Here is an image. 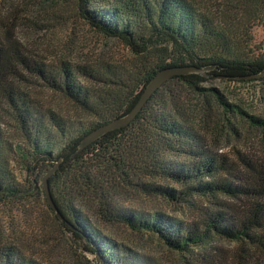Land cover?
I'll return each mask as SVG.
<instances>
[{
    "label": "trees",
    "instance_id": "1",
    "mask_svg": "<svg viewBox=\"0 0 264 264\" xmlns=\"http://www.w3.org/2000/svg\"><path fill=\"white\" fill-rule=\"evenodd\" d=\"M63 1H75L79 15L108 37L120 39L135 55L136 62L131 70L122 73L84 65L51 67L29 58L17 35L19 20L28 9L0 0V203L24 197L26 192L12 172L14 157L20 158L30 174L61 160L49 178L50 190L64 220L56 217L84 252L96 257L98 253L104 264L155 263L129 245L104 238L70 204L71 194L91 191L100 199L104 220L136 232H150L170 249L190 254L195 248H202L208 254L214 240H225L236 246V255L226 264H264V158L241 156L236 160L205 154L192 127L183 122L184 117L166 110L170 99L160 96V91L169 80L154 92L131 124L80 148L82 139L95 128L128 113L153 76L172 65L202 68L200 72L171 79L189 85L198 95L212 96L225 112L239 114L264 138L263 117L229 102L217 87L201 86L209 79L206 73L230 80H264V75L260 76L264 56L235 54L230 33L191 0ZM245 1L255 15L264 17V0ZM21 67L65 93L99 120L73 135L69 121L44 109L22 91L16 82L23 76ZM82 78L88 84L82 83ZM7 117L21 131L22 141L17 144L8 141L2 130ZM185 152L189 158L183 159L179 155ZM96 167L104 171L107 180L93 174ZM110 172L113 175L107 174ZM133 173L168 180L174 187L153 183H143L142 187L171 202L191 204L193 219L186 221L161 211L145 214L114 209L109 199L114 177L132 183ZM86 260L94 264L91 259ZM0 264L38 263L12 246L0 247Z\"/></svg>",
    "mask_w": 264,
    "mask_h": 264
},
{
    "label": "rangeland",
    "instance_id": "2",
    "mask_svg": "<svg viewBox=\"0 0 264 264\" xmlns=\"http://www.w3.org/2000/svg\"><path fill=\"white\" fill-rule=\"evenodd\" d=\"M9 1L28 9L26 15H21L17 35L24 46L22 51L29 58L51 67L84 65L93 70L110 68L122 73L134 67L136 58L132 51L120 39L108 37L81 17L75 1ZM191 1L214 19L219 27L230 33L235 54L264 56V17L255 15L253 8L244 4L245 0ZM20 69L23 76L16 75V82L22 91L30 94L44 109H51L61 119L69 121L74 128L71 131L73 135L79 133L83 126H90L99 120L85 112L62 91L51 87L23 67ZM204 75L209 79L202 82L201 86L207 89L217 87L229 102L264 118V80L240 81L207 73ZM82 79V83L88 84ZM196 92L187 84L169 79L160 91V96L170 99V103L166 104L167 111L183 116V122L192 127L205 154L224 155L236 160H240L241 156L264 158V138L254 126L239 114L225 112L212 96L206 97ZM1 127L8 141L13 144L22 141L21 131L12 118L3 120ZM57 150L58 147L54 154ZM179 156L189 158L187 152ZM11 167L26 192L22 195L24 197L0 203V247L13 246L38 264H89L86 259H91L94 264L99 263L95 260V254L80 248L74 235L59 224L56 213L50 207L42 178L51 166L43 165L30 174L16 156L11 160ZM102 171L96 167L93 174L105 181L107 179ZM107 174L113 175V172ZM114 178L115 185L109 198L114 209L145 214L161 211L178 219H193L191 204L171 202L142 187L143 183L174 187L168 180L137 176V173L130 176L132 183ZM76 193L71 194L70 204H74L75 210L81 211L104 238L131 246L155 264H226L236 255L235 242L225 240H214L210 244L212 252L208 254L202 248H195L190 253L192 255L170 249L163 240L150 232H136L119 223L104 220L100 212V199L92 196L91 191L82 195Z\"/></svg>",
    "mask_w": 264,
    "mask_h": 264
},
{
    "label": "water",
    "instance_id": "3",
    "mask_svg": "<svg viewBox=\"0 0 264 264\" xmlns=\"http://www.w3.org/2000/svg\"><path fill=\"white\" fill-rule=\"evenodd\" d=\"M210 69V68H207ZM202 68H198L196 66L191 65H179V66H168L163 69H161L158 73H156L151 81L148 83V85L145 87L144 91H142L140 98L136 105L126 114L120 115L118 117H115L108 123H103L97 128H95L92 132L87 134L84 139H82L80 148H83L87 144L89 145L94 140L98 139L104 134H107L109 131L125 127L128 124H131V122L136 118L138 113H140L141 109L146 105L150 97L154 94L155 91H158L159 88L163 86L165 82H167L169 79H171L173 76L181 75V74H187V73H194V72H200L202 71ZM264 75V71L260 74ZM218 77H224V76H218ZM61 160L57 162V164L53 167H51L46 173L44 174L42 178L43 186H44V192L46 195V198L50 204V207H52V210L56 213V215L61 219L64 220V216L61 214L57 207V203L55 202L52 192L50 190V182L49 178L51 177L54 172L58 169V165ZM97 261L100 262V264H104L101 261L100 255L97 253L96 257Z\"/></svg>",
    "mask_w": 264,
    "mask_h": 264
}]
</instances>
